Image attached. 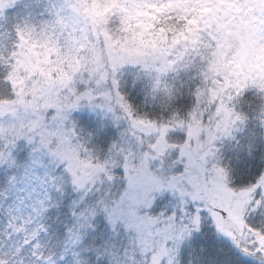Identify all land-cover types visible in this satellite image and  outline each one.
I'll use <instances>...</instances> for the list:
<instances>
[{
  "label": "snow or ice",
  "instance_id": "6c2138e0",
  "mask_svg": "<svg viewBox=\"0 0 264 264\" xmlns=\"http://www.w3.org/2000/svg\"><path fill=\"white\" fill-rule=\"evenodd\" d=\"M0 264H264V0H0Z\"/></svg>",
  "mask_w": 264,
  "mask_h": 264
},
{
  "label": "trees",
  "instance_id": "16d2710c",
  "mask_svg": "<svg viewBox=\"0 0 264 264\" xmlns=\"http://www.w3.org/2000/svg\"><path fill=\"white\" fill-rule=\"evenodd\" d=\"M245 160H246V158H245ZM245 160H242V161H241V164H242V165L245 163ZM220 243L223 244V246H224L225 248H227V247L229 246V245H228V242L225 241V240L220 241Z\"/></svg>",
  "mask_w": 264,
  "mask_h": 264
}]
</instances>
